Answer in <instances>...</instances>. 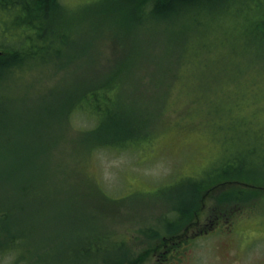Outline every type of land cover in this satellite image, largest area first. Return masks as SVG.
<instances>
[{
	"label": "rangeland",
	"instance_id": "rangeland-1",
	"mask_svg": "<svg viewBox=\"0 0 264 264\" xmlns=\"http://www.w3.org/2000/svg\"><path fill=\"white\" fill-rule=\"evenodd\" d=\"M63 2L73 30L61 56L0 81V94L11 92L1 105L40 130L27 132L26 145L50 149L44 165L26 163V177L0 180V210H7L0 264H264V69L241 74L237 65L247 46H262L247 34L257 36L248 15L264 14V0H250L263 4L260 11L243 0H214L191 14L146 16L142 25L133 23L132 0ZM192 34H204L207 46ZM250 83L258 95L233 104L251 120L230 121L249 123L229 138L215 132L205 117L209 101ZM92 85L116 86L108 96L119 104L114 114L121 120L133 110L142 125L136 136L151 119L140 145L92 147L98 139L68 113ZM114 114L101 119L105 132ZM249 144L258 152L244 176L206 188L184 220L168 223L191 199L193 182ZM242 188L244 197H234ZM13 233L33 246L21 241L26 260L5 250L19 239Z\"/></svg>",
	"mask_w": 264,
	"mask_h": 264
},
{
	"label": "trees",
	"instance_id": "trees-1",
	"mask_svg": "<svg viewBox=\"0 0 264 264\" xmlns=\"http://www.w3.org/2000/svg\"><path fill=\"white\" fill-rule=\"evenodd\" d=\"M132 1L135 2L131 9L132 17H134L135 14L139 16L133 21V23L142 25L146 16L148 18H168L172 15L175 16L187 13L186 11L188 10L192 13L194 7L204 9L206 3H210V1L214 0ZM242 6L252 9V11L255 9L260 11L263 4L259 2V5H256L251 4L250 0H243ZM135 9H138L139 11H136ZM195 11L196 10H194L193 13ZM68 12V8L63 0H0V81L9 78L11 75L15 74V72H22L23 75L25 73L24 69H34V67H36L34 65H39L44 61L51 62L61 56L62 44L67 40L68 35H70V32L73 30L72 25L69 28H66L67 15H69ZM191 13L188 12L187 14ZM198 13H200V11H197L194 14V22L197 23L199 21L195 16ZM248 17L253 21L256 28V31L254 32L257 35H252L253 31L249 32L247 35L249 37L252 36V38H249V41L251 40L250 43L257 41L258 44L262 46L258 49H250V46L246 47L249 48L250 51L245 53L244 57H246L247 60L243 61L241 57L242 61L237 63L239 67L238 71H240L241 74L242 72L248 73L252 71V69L254 72L264 69V14L262 13L258 16H252V14H250ZM207 22H204L205 25L201 22L205 27V30L207 28ZM190 36L198 37V47L201 46V48H205V46H207V43H205L206 40L202 39L204 34H192ZM187 41V43H184L183 48L188 49V45H191V40ZM255 52H258L263 59L252 56ZM131 55H133V53H131ZM259 66L262 67L258 69ZM231 71V76L236 74L235 69H232ZM115 87L116 86L114 85H92L82 93L77 102L73 103L71 109L68 110L69 116L71 114H79L77 117L80 118L78 121L79 124H86L85 128H88L89 130L85 131L86 137H94L95 140L98 139V143L94 146L96 143L95 141L92 147H106L109 149H113V147L120 149L131 148L134 147L136 143V145H140V142L144 139L143 137L146 134V129L149 125L148 122L151 120L149 117H144L146 122L143 126L142 133L140 136H136L140 133L137 131L138 127L142 125H140L139 118L132 114L134 111H126L125 115H123L124 119L121 120L118 119V115L114 114L119 104L114 103L113 106V100L108 96ZM232 87L225 90L222 99L209 101L208 112L211 115L205 116L209 125H213L212 129L214 130L215 128V132L224 133L226 138L231 137V132L233 131L232 133L234 134L236 132H234V130L241 126L238 125V121L231 123V120L239 119L241 117L251 120L242 113L236 114L234 110L235 105L233 103L258 95V89L254 87L253 83H250L249 85L239 86L238 92L233 97H230L228 96V93L232 90ZM261 87L264 89V85ZM10 93L11 92H8L7 94ZM7 94H0V180L3 178H11V180H13L19 177H26L21 175L25 172L23 167L26 166V163L30 161V165H44L42 164V162H44V156L48 160L49 154L47 151L50 150L44 146L29 147L26 145L27 140H24V136L27 132L35 129L37 124L34 125L30 122L26 124L22 117L19 116L15 118L13 115H10L13 112L11 111L12 108H6L1 105V101L6 100L9 97ZM112 114H114V116L112 117L110 125H105L107 129H111L109 130L110 133H108L101 128V125L104 124L101 123V119ZM70 117L72 118V115ZM248 123V121L244 120L240 129H243V126ZM234 124L237 125L233 127ZM125 126H127V129H125L124 132L117 131V129L124 128ZM245 130H243L244 132H240H243V135H246ZM36 131L40 132V130ZM111 132H114L113 135ZM126 133L128 135H124ZM246 145H244L241 150L228 151L229 153L224 156L223 163L213 167L207 172L203 176V180L193 182L194 187L191 199L186 205L182 203L178 205L179 208L177 212L174 211L175 215L173 214L175 219L176 215H178V218L176 221L175 219L174 221L167 220L168 223L174 222L175 224L177 221L184 220L185 215H187L192 207L195 206L198 194L206 188L212 189L213 187L222 186L221 184H225L224 182L232 181L229 179L234 175L244 176L247 168L246 165L257 157L258 152V148L254 145L252 146L249 144L248 148H245ZM41 157L42 159L39 162L38 160ZM42 176L43 174L38 175L35 172L33 178L38 179ZM242 193H246L245 188L236 191L234 197L242 198L244 197V194ZM0 212H2L1 216H6L7 211ZM99 244H101V241H99ZM85 246L87 248L90 247L86 244ZM85 246L83 247L85 248Z\"/></svg>",
	"mask_w": 264,
	"mask_h": 264
},
{
	"label": "flooded vegetation",
	"instance_id": "flooded-vegetation-1",
	"mask_svg": "<svg viewBox=\"0 0 264 264\" xmlns=\"http://www.w3.org/2000/svg\"><path fill=\"white\" fill-rule=\"evenodd\" d=\"M0 211H7V210H5V209H3V210H0ZM2 215V212H0V219H5V217H3V216H1ZM3 234V232H0V235H2ZM14 234V233H13ZM14 237H19V239H17V241H16V243L13 241L11 244H9V246L5 249V248H3V249H5V250H10V252H14L15 254H16V256L18 255V257H20V256H22V255H24V260H26L27 258H29V255L26 253V252H28V250L27 249H24V251L25 252H23V248H22V246H21V241H22V243L23 244H27L29 247L31 246V244L29 243H26L25 242V240H24V235L22 234V233H19V234H14L13 235ZM2 243V242H1ZM34 245V244H33ZM33 246H31V249L33 250V248H32ZM81 250H82V248H81ZM29 251H30V249H29ZM2 252V249H0V253ZM31 252V251H30ZM35 252V251H34ZM42 258H44L43 256H42ZM43 259H41L40 261H42ZM26 264V263H25Z\"/></svg>",
	"mask_w": 264,
	"mask_h": 264
}]
</instances>
